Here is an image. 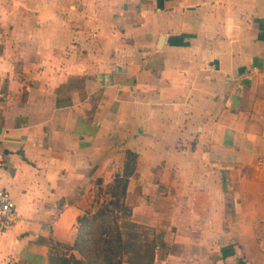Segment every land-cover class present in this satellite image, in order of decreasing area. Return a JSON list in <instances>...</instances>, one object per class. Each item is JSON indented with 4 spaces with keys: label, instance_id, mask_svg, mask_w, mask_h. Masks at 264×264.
Here are the masks:
<instances>
[{
    "label": "crops",
    "instance_id": "obj_1",
    "mask_svg": "<svg viewBox=\"0 0 264 264\" xmlns=\"http://www.w3.org/2000/svg\"><path fill=\"white\" fill-rule=\"evenodd\" d=\"M0 153V264H57L128 153L123 264H264V0H0Z\"/></svg>",
    "mask_w": 264,
    "mask_h": 264
},
{
    "label": "trees",
    "instance_id": "obj_2",
    "mask_svg": "<svg viewBox=\"0 0 264 264\" xmlns=\"http://www.w3.org/2000/svg\"><path fill=\"white\" fill-rule=\"evenodd\" d=\"M136 155L128 153V161L122 176L117 175L112 184L107 186L106 193L110 195L103 207L97 212L86 211L78 218L79 229L73 246L67 247L79 252L87 264H123L122 233L118 217L110 209L126 210L127 187ZM73 257V255H72Z\"/></svg>",
    "mask_w": 264,
    "mask_h": 264
},
{
    "label": "rangeland",
    "instance_id": "obj_3",
    "mask_svg": "<svg viewBox=\"0 0 264 264\" xmlns=\"http://www.w3.org/2000/svg\"><path fill=\"white\" fill-rule=\"evenodd\" d=\"M109 199H110V195L106 193V189H96L94 193H90L89 195L83 198L82 204L86 211H90L93 213V212H97L101 207H103L104 204L107 201H109ZM110 209L113 211V214L118 217L117 220L119 222V225L123 227V231L126 233V235L130 237L132 236L135 237V235L138 234L139 229L133 226L129 222V219L127 217L128 216L127 211L126 210L117 211L112 206L110 207ZM13 225H11L10 227H12ZM62 248H60L62 255L55 256L56 263L57 264H76L73 261L74 256L72 257V255L74 254L67 251L66 250L68 249L67 247H62ZM124 248L125 247H123L122 249V257L125 251ZM126 248L131 249L132 247L127 245ZM66 254L70 255L69 256V258H71L70 261L67 258H64ZM135 258L136 257H132V259H135ZM77 264H87V262L85 261L83 263L77 262Z\"/></svg>",
    "mask_w": 264,
    "mask_h": 264
},
{
    "label": "built area",
    "instance_id": "obj_4",
    "mask_svg": "<svg viewBox=\"0 0 264 264\" xmlns=\"http://www.w3.org/2000/svg\"><path fill=\"white\" fill-rule=\"evenodd\" d=\"M7 165L5 156L0 153V168ZM19 220L16 203L11 193L5 188H0V228L6 229ZM234 264V263H227Z\"/></svg>",
    "mask_w": 264,
    "mask_h": 264
}]
</instances>
